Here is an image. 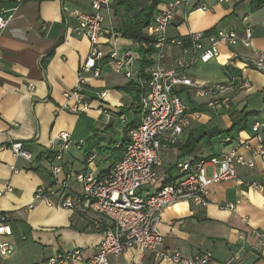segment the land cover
Here are the masks:
<instances>
[{
    "label": "crops",
    "instance_id": "1",
    "mask_svg": "<svg viewBox=\"0 0 264 264\" xmlns=\"http://www.w3.org/2000/svg\"><path fill=\"white\" fill-rule=\"evenodd\" d=\"M153 1L111 0L109 11L103 13L106 37L113 32L119 52L130 49L134 53L135 73L128 79L114 63L101 62L99 77L84 74L87 93L94 98L91 108L69 113L60 107L65 103L63 94L77 83L79 63L89 48L86 36L76 30L77 15L90 11L89 0H0V11L15 9L13 18L0 31V221L12 229L10 236L0 239L13 249L9 255L0 254V264H43L55 254L76 248L82 251L83 259L62 264H85L96 251L101 234L90 229L80 214L44 202L30 205L35 188L51 181L44 152L60 132L69 133L73 141L63 156L66 168L73 172L87 167L85 158L91 153L97 156L91 165L96 174H105L121 158L127 130L138 123L139 89H144L154 67L152 51L145 52L144 60L140 58L141 49L150 47V42L124 37L121 29L152 7ZM169 1L160 0L154 9ZM190 1L194 9L185 17L184 10L175 12L168 28L170 37L224 29L235 30L240 38L232 48L219 43L218 56L207 63L197 62L190 71L191 79L223 82L232 51L246 59L264 52V0ZM199 6L210 10L196 9ZM150 21L142 30L147 37ZM246 25L252 30L248 46L241 42ZM179 54L177 47H168L163 64L172 67ZM241 74L247 85L231 95L226 107L209 105L208 96L197 102L189 87H176L189 124L183 127L177 144L162 140L157 179L143 193L151 194L172 181L178 175L179 161L219 157L231 149L251 159L257 145L251 129L254 122L262 124L264 137V74L251 68H244ZM101 91L106 92L105 98H96ZM242 116H246L244 127L232 129L233 120ZM18 141L33 154L32 162L13 155L9 144ZM211 170L208 165L207 172ZM236 172L235 178L210 187L205 207L179 201L162 211L159 231L164 248L184 256L209 251V264H264V245L252 233L253 229L264 232V166L259 162L252 168L237 166ZM226 202L234 203V209L219 206ZM139 254L132 247L109 258L108 264H130ZM141 260L143 264H171L149 251L143 252Z\"/></svg>",
    "mask_w": 264,
    "mask_h": 264
},
{
    "label": "built area",
    "instance_id": "2",
    "mask_svg": "<svg viewBox=\"0 0 264 264\" xmlns=\"http://www.w3.org/2000/svg\"><path fill=\"white\" fill-rule=\"evenodd\" d=\"M231 1L234 0H218ZM110 3L111 0H89L90 11L77 15L76 30L86 36L89 48L79 63L76 85L63 94L65 103L60 110L81 113L91 108L94 98L87 93L84 74L91 73L99 77L101 62L114 63L128 79L135 73L137 57L134 53L130 49L119 52L117 36L113 32L109 31L106 37L103 13L109 11ZM178 9L184 10L185 17L194 8L190 0H172L153 13L148 36L151 39L149 46L152 48L154 67L149 70L144 91L139 97L138 123L127 130L122 156L114 166L105 174H96L91 165L97 156L91 153L85 158V169L76 172L67 169L63 156L73 145L67 132H60L53 137L44 152L45 168L51 181L35 188L30 206L44 202L72 210L87 221L90 229L100 232L101 239L96 251L85 259V264H108L109 258L119 256L132 247H136L140 254L130 264H143L141 256L145 251L171 264H209V251L184 256L178 251L164 248L163 236L159 231L162 211L179 201L205 207L210 187L217 182L235 178L237 166L252 168L256 162L264 166L262 124L256 121L251 127L257 142L251 151V159H245L236 149H231L219 157L179 161L176 164L178 175L172 181L161 184L151 194L143 193V189L157 179V168L162 163L164 150L162 140L166 138L168 143L177 144L183 127L189 124L185 104L176 92V87L187 86L196 97L208 96L209 105L215 103L226 107L231 95L247 85L241 74L244 68L264 74V52L246 59L232 51L227 65L238 73L226 71L227 78L223 82L204 83L191 79L190 71L197 62L207 63L218 56L219 43L232 48L240 42V38L235 30L224 29L214 33L190 31L184 36L170 37L168 28ZM196 9L208 11L210 7L199 6ZM14 10L0 11V31L13 18ZM251 31V27L246 25L245 38L241 40L245 46L249 45ZM168 47L180 50L172 67L163 64ZM28 86L32 87L33 84ZM97 95L96 98L103 99L106 92L101 91ZM121 121L124 122V117H121ZM75 147L80 149L79 144ZM9 148L14 156L33 161V154L22 142H11ZM208 165L212 166L210 173L207 172ZM71 179L77 181L78 190L71 187ZM253 185L257 186L255 183ZM219 206L234 209L235 205L226 202ZM11 232L9 223L0 221V237H8ZM252 233L264 245V232L253 229ZM12 252L9 242L0 239V254L9 255ZM82 259V251L76 248L55 254L44 260L43 264H62L68 260Z\"/></svg>",
    "mask_w": 264,
    "mask_h": 264
},
{
    "label": "trees",
    "instance_id": "3",
    "mask_svg": "<svg viewBox=\"0 0 264 264\" xmlns=\"http://www.w3.org/2000/svg\"><path fill=\"white\" fill-rule=\"evenodd\" d=\"M160 0H154L153 1V5L152 7L142 10L139 15H137L132 21H129L125 24V26L121 29V35L127 38H132L133 40H136L138 42L141 41H146L147 43L151 41V39L147 36H145L142 32L143 27H145L148 22L151 19V16L154 12V8L155 5L157 3H159ZM152 48L148 47V48H143L140 51V58L141 60H144L145 58V52H151ZM149 64L151 63L150 60L147 61ZM143 68H140V70L142 71ZM226 71H230L233 74L238 73L236 69L232 68L229 65L225 66ZM144 76V75H143ZM147 80V78H146ZM143 89H139V94L141 95V93L143 92ZM139 95V97H140ZM245 120H246V116H242L239 117L238 119H234L233 120V126L232 129L234 130H240L244 127L245 124Z\"/></svg>",
    "mask_w": 264,
    "mask_h": 264
},
{
    "label": "rangeland",
    "instance_id": "4",
    "mask_svg": "<svg viewBox=\"0 0 264 264\" xmlns=\"http://www.w3.org/2000/svg\"><path fill=\"white\" fill-rule=\"evenodd\" d=\"M206 98H201V99H199V97L196 99L197 100V102H201V101H204ZM116 126H118V124L116 125ZM70 184H72V185H75V186H77L78 185V183H77V181L74 179H71L70 180Z\"/></svg>",
    "mask_w": 264,
    "mask_h": 264
}]
</instances>
